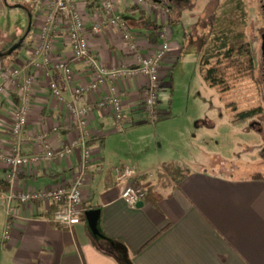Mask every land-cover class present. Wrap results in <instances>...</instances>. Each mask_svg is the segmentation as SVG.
Wrapping results in <instances>:
<instances>
[{"label":"crops","instance_id":"obj_1","mask_svg":"<svg viewBox=\"0 0 264 264\" xmlns=\"http://www.w3.org/2000/svg\"><path fill=\"white\" fill-rule=\"evenodd\" d=\"M146 1L169 6L171 24L178 16L174 13L177 5L182 3L181 0ZM137 2L121 0L118 10L138 35L140 52L146 55L158 42L152 44L146 38L150 37L154 27L147 30L145 19L158 26L160 22L149 7L145 9ZM79 5L84 10L89 45L99 61L109 68L132 66L133 55L126 52L116 29L108 28L101 36L92 35L95 15L102 12L101 0H79ZM30 6L37 13L36 16L33 13L32 28L35 29L28 41L32 45L15 63L2 62L8 68L22 65L36 47L45 16V0H32ZM65 38L64 26L58 22L53 31L54 56L68 59L75 73V86L84 85L91 80L89 69L84 63L73 62ZM179 56L180 46L172 40L171 50L163 62L161 87L164 76L172 70ZM55 79L65 95H69L58 73ZM141 83V77L126 78L119 83L125 107L124 132H115V120L106 111L97 112L88 125L93 138L89 143L92 150L91 183L85 192V212L100 210L101 231L117 241L116 246L126 247L127 257L133 264H264V174L260 173L262 176L258 179L251 178L256 173L235 178L226 173V167H210L209 154L200 156L197 152L200 146L206 147L209 153L216 150L214 139L207 132L202 133L204 127L215 126L209 115L197 113L191 127L185 119L189 108L175 114L172 102L171 108L166 110L161 108L160 101L161 119L154 125L144 123L145 117L135 108ZM10 89L6 87L0 92L1 150H8L13 144L11 120L19 99ZM102 96L103 91L92 98ZM90 100L88 96L81 98V102ZM180 114L182 120L178 119ZM65 120V109L47 88L38 84L32 96L27 134L34 136L49 131ZM197 135H200L199 140H196ZM70 138L68 133L52 134L49 143L58 149ZM22 150L31 154L36 148L25 142ZM120 163H133L144 174L143 187L148 195L136 208L129 207L119 198L113 169ZM162 168L164 172H161ZM78 170L79 154L75 153L67 160L21 169L15 187L26 191L58 186L71 182ZM156 172L157 177L147 174ZM6 178L7 169L0 165V182L6 184L0 191L4 193L5 188H8L7 192L10 190ZM11 206L16 215L9 216L7 210L0 207V264H120L121 256L114 246L106 240L98 245L91 238L86 217L70 229L53 222L57 205L51 201L28 205L12 203ZM8 224L11 225L10 238L5 241Z\"/></svg>","mask_w":264,"mask_h":264},{"label":"built area","instance_id":"obj_2","mask_svg":"<svg viewBox=\"0 0 264 264\" xmlns=\"http://www.w3.org/2000/svg\"><path fill=\"white\" fill-rule=\"evenodd\" d=\"M121 0H101V13H96L93 21L92 35L101 36L108 28H114L121 34L125 50L133 55L132 66L107 67L103 65L89 45L87 24L84 10L79 0H45V16L40 27L36 47L28 60L22 65L5 68L0 63V92L8 87L19 99V104L12 114L11 136L12 147L0 149V165L7 169L8 192L0 191V207L7 210L8 215H16L12 203L28 205L51 201L57 205L53 222L65 228H73L82 223L85 214L86 189L91 183L89 162L92 150L89 146L93 135L88 125L97 112L106 111L116 123L115 132L125 131V107L122 101L123 89L121 81L141 77L143 83L139 88L136 112L140 111L144 123L156 124L161 119L159 111V93L162 86V70L172 46L171 20L172 10L161 2L137 0L138 4L156 15L159 23L158 44L149 54L140 52L138 35L130 23L119 13ZM64 26L65 44L71 52V59L76 63H84L89 69L91 80L75 86V73L68 59H57L54 56L53 31L57 23ZM149 40V36L146 37ZM58 73L69 91L65 95L62 87L55 79ZM40 84L51 93L58 104L65 109L66 120L34 136H29L26 128L34 89ZM103 91V96L92 98ZM91 97L89 102H81L82 97ZM68 133L71 138L60 148H53L49 139L52 134ZM30 142L36 148L31 154H25L22 146ZM75 153L79 154V170L69 183L44 189L18 190L15 187L19 171L30 166L54 161L67 160ZM164 172V169H161ZM150 177L156 173H147ZM114 182L119 190V198L131 208H136L148 195L143 187V177L133 163H120L113 169ZM7 225L4 240L10 238Z\"/></svg>","mask_w":264,"mask_h":264},{"label":"rangeland","instance_id":"obj_3","mask_svg":"<svg viewBox=\"0 0 264 264\" xmlns=\"http://www.w3.org/2000/svg\"><path fill=\"white\" fill-rule=\"evenodd\" d=\"M2 1L4 8L0 9V54L10 51L21 40L20 35L24 36L27 33L30 19L24 7L32 2V0ZM181 1L174 11L178 14L177 19L171 24L172 40L179 44L180 56L177 63L171 67L172 70L164 76V85L159 93L161 108L166 110L171 108V102L175 114L189 108L185 119L191 127L197 113L200 116H210L215 126L204 127L202 133L207 132L214 139L216 150L209 153L206 152V147H197L200 156L209 154V159L212 160V163L209 160L210 167L215 169L226 167L228 171L226 173L232 174L235 178L252 173L264 174V160L260 158V152L264 149V124L258 120L242 125L232 124L216 91L205 84L200 73L203 38L215 35L213 31V28L216 29L215 19L223 17L224 22L228 19L235 20L236 16L230 13V9L232 4L241 1V8L237 14L239 25L235 30L244 31L245 39L253 45L258 82L245 84L239 94L241 98L248 99L244 105L254 104L259 96L264 98L262 55L264 0ZM34 15H37L36 11ZM34 29L35 27L32 28L27 41L33 37ZM25 52V49L21 50V54ZM182 117L180 114L178 119L182 120ZM199 136L197 135L196 140H199Z\"/></svg>","mask_w":264,"mask_h":264},{"label":"trees","instance_id":"obj_4","mask_svg":"<svg viewBox=\"0 0 264 264\" xmlns=\"http://www.w3.org/2000/svg\"><path fill=\"white\" fill-rule=\"evenodd\" d=\"M3 8L4 2L0 0V9ZM24 8L33 18L34 8L30 5ZM240 8L241 1H237V4H232L230 13H233L234 16H236L235 20L228 19L227 22H224L223 17L214 20V27H216V29L214 30L213 28V31L215 32V35L211 38L208 36L202 40L200 73L205 84L216 91L218 98L229 114L232 124L242 125L252 120H258V122L264 124V98L259 96L254 104L244 105V102L248 101V99H244L245 97L241 98L239 94V91L245 84L249 82H258V71L256 68L253 45L250 41L245 39L244 31L239 32L235 30L239 25L237 14ZM142 12L144 14V11L141 10V13ZM145 23L147 30H149L150 26L154 27L150 34L149 41L152 44H156L158 42L159 26L149 19H145ZM33 25L34 24L32 23V27ZM31 33L32 28L29 36ZM27 40L28 38H26L22 45L12 54H8V52L4 53L0 62L5 63L6 61V64L15 63V61L21 57V50H27L32 45V43ZM3 66L8 68V66H5L4 64ZM260 158L264 160V149L260 152ZM171 168H174V166ZM261 176L260 173H256L252 175L251 178L258 179L261 178ZM3 185L6 184L0 182L1 188ZM7 190L8 188L4 189L5 192H7ZM83 221H85V216L83 217ZM97 227L99 235L93 236L91 234V238L98 245L101 241L106 240L114 246V250L118 251V255L121 256L119 261L120 264H133L127 257L128 253L126 247L124 245L116 246V244H118L117 241L108 238L103 234L101 231V217L98 220ZM156 238L145 245L142 250L146 249ZM122 257L126 258L123 259Z\"/></svg>","mask_w":264,"mask_h":264},{"label":"water","instance_id":"obj_5","mask_svg":"<svg viewBox=\"0 0 264 264\" xmlns=\"http://www.w3.org/2000/svg\"><path fill=\"white\" fill-rule=\"evenodd\" d=\"M29 19H30V24H29V28L27 33L21 38V40L10 50L8 51V54H12L14 51H16L24 42V40L26 39V37L29 35L31 28H32V17L31 15H29ZM262 55L264 58V37H263V44H262ZM3 54H0V59L2 58ZM140 204H143V202H140L138 204V206H140ZM85 217L86 220L88 222V225L90 227L91 233L95 236L99 235V231H98V220L100 218V210L99 209H94V210H89L85 212Z\"/></svg>","mask_w":264,"mask_h":264},{"label":"flooded vegetation","instance_id":"obj_6","mask_svg":"<svg viewBox=\"0 0 264 264\" xmlns=\"http://www.w3.org/2000/svg\"><path fill=\"white\" fill-rule=\"evenodd\" d=\"M170 0H167V2H169Z\"/></svg>","mask_w":264,"mask_h":264}]
</instances>
